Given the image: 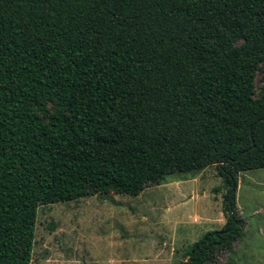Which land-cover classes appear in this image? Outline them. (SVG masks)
Returning <instances> with one entry per match:
<instances>
[{"label": "trees", "instance_id": "1", "mask_svg": "<svg viewBox=\"0 0 264 264\" xmlns=\"http://www.w3.org/2000/svg\"><path fill=\"white\" fill-rule=\"evenodd\" d=\"M209 165L228 208L264 168V0H0V264H31L41 205ZM235 220L181 264H211Z\"/></svg>", "mask_w": 264, "mask_h": 264}, {"label": "rangeland", "instance_id": "2", "mask_svg": "<svg viewBox=\"0 0 264 264\" xmlns=\"http://www.w3.org/2000/svg\"><path fill=\"white\" fill-rule=\"evenodd\" d=\"M238 179L232 208L214 165L194 176L174 173L136 195L41 205L31 264H181L186 248L205 231L219 230L227 215L241 236L211 264H264V168Z\"/></svg>", "mask_w": 264, "mask_h": 264}, {"label": "flooded vegetation", "instance_id": "3", "mask_svg": "<svg viewBox=\"0 0 264 264\" xmlns=\"http://www.w3.org/2000/svg\"><path fill=\"white\" fill-rule=\"evenodd\" d=\"M236 224H237V220H235ZM238 225V224H237Z\"/></svg>", "mask_w": 264, "mask_h": 264}]
</instances>
